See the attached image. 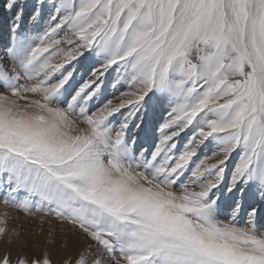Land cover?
Instances as JSON below:
<instances>
[{"label": "snow or ice", "instance_id": "obj_1", "mask_svg": "<svg viewBox=\"0 0 264 264\" xmlns=\"http://www.w3.org/2000/svg\"><path fill=\"white\" fill-rule=\"evenodd\" d=\"M0 205V264H57L14 212L63 264H264V0H5Z\"/></svg>", "mask_w": 264, "mask_h": 264}, {"label": "rangeland", "instance_id": "obj_2", "mask_svg": "<svg viewBox=\"0 0 264 264\" xmlns=\"http://www.w3.org/2000/svg\"><path fill=\"white\" fill-rule=\"evenodd\" d=\"M4 3L5 0H0V10L3 9ZM3 210L2 205H0V213H2ZM12 215L15 216L16 219H10L9 228H15L21 234L20 240L23 244V247L17 245L11 249L14 256L20 252L32 255L48 250L51 252L57 264H63V261L75 257L79 248L82 247V243H74L61 239H57L55 245H49L47 242L49 239L48 221L44 222L42 230L39 217H26L20 212H14ZM2 250L3 249H0V251Z\"/></svg>", "mask_w": 264, "mask_h": 264}, {"label": "bare ground", "instance_id": "obj_3", "mask_svg": "<svg viewBox=\"0 0 264 264\" xmlns=\"http://www.w3.org/2000/svg\"><path fill=\"white\" fill-rule=\"evenodd\" d=\"M2 7V6H1Z\"/></svg>", "mask_w": 264, "mask_h": 264}]
</instances>
